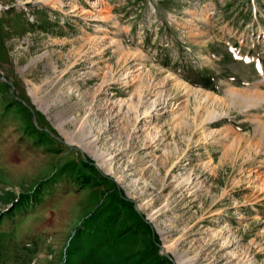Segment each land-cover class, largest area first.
Returning a JSON list of instances; mask_svg holds the SVG:
<instances>
[{"label": "rangeland", "instance_id": "374dc122", "mask_svg": "<svg viewBox=\"0 0 264 264\" xmlns=\"http://www.w3.org/2000/svg\"><path fill=\"white\" fill-rule=\"evenodd\" d=\"M179 263L264 264V0H0V264Z\"/></svg>", "mask_w": 264, "mask_h": 264}, {"label": "bare ground", "instance_id": "6f19581e", "mask_svg": "<svg viewBox=\"0 0 264 264\" xmlns=\"http://www.w3.org/2000/svg\"><path fill=\"white\" fill-rule=\"evenodd\" d=\"M83 149H84L85 151L89 152L88 147L85 146V147H83ZM99 159L101 160V158H100L99 156H97V160H99ZM102 163H103V161H100V165H102L103 167H105L104 164H102ZM179 264H181V263H179Z\"/></svg>", "mask_w": 264, "mask_h": 264}]
</instances>
